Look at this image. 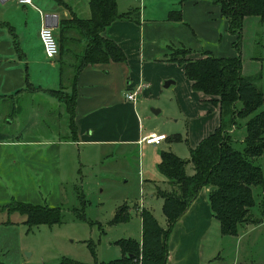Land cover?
<instances>
[{
    "label": "crops",
    "instance_id": "0c3cea01",
    "mask_svg": "<svg viewBox=\"0 0 264 264\" xmlns=\"http://www.w3.org/2000/svg\"><path fill=\"white\" fill-rule=\"evenodd\" d=\"M30 1V5H18L13 0H0V107L6 106L2 105V98L11 97L9 106L17 108V98L27 88L40 93L58 89L62 62L63 83L67 84L71 66L75 64L76 56L80 54L81 45L84 43L83 40L71 41L69 52L63 49L56 58L48 59L39 40V31L45 26V17H57V27L53 32L58 41L61 20H69L73 16L84 20L90 18L89 0ZM147 2L148 5L142 7L137 6L142 0H117L118 14L135 10L134 18L114 21L102 31L101 37L115 43L123 51L126 60L122 63L110 61L106 64L88 65L78 75L74 119L78 142L71 144L111 148L120 145L134 147L145 153L140 160L139 176L142 177V186L147 189L149 201L144 203L145 206H139L142 209L148 207L155 212L156 207L153 208L151 202L155 199L161 200L156 196V188L170 190L168 183L157 171L159 152L167 150L181 159H188L189 149L196 147L202 139L210 135L220 122L218 108L212 106L202 94L192 91L183 67L162 62L169 54L168 47L189 49L194 53L189 56L192 59L201 57V53H210L216 58H231L236 53L231 47L234 38L227 33V22L220 15L217 0ZM172 11L180 12V21L167 19ZM250 21L258 23L259 18L246 17L243 34ZM67 35L68 38L80 39L74 31H69ZM242 74L251 75L246 72L244 62ZM166 89H172L173 99L180 109L182 130L173 134L180 135L182 141L165 143L164 139L158 144H147L145 139L151 135H164L165 138L169 135L146 128L138 107L144 102L159 98ZM132 93L135 94V99L128 101L125 95ZM49 104L62 109L56 100L50 99ZM154 114H159V111ZM35 116L37 114L28 116V123L25 125L28 130L32 128L31 122L36 119ZM54 117L56 121H60L61 113ZM10 122L7 118L6 124L9 125ZM50 130L59 135V126ZM60 132H63V137L67 136V132ZM183 141L187 146L188 156H184L186 158L179 156L174 148ZM60 150L61 146L46 149L15 147L12 150L0 149V154L13 157L8 160L11 168L9 178L14 175L19 180L20 187L36 188L28 169L24 178L20 176V171L13 170L19 167L16 162L25 161L23 156H33L35 158L32 162L40 165L34 167L39 168L38 173H41L37 178V186L48 184L52 188L56 186V182L60 185ZM148 171L151 176L145 178L144 172ZM0 179L7 178L0 176ZM207 192L206 188L202 189L175 224L168 240L166 264H211L213 260L220 258L217 247H203L211 228L218 226L219 229L209 207ZM164 222L166 223L165 219Z\"/></svg>",
    "mask_w": 264,
    "mask_h": 264
},
{
    "label": "rangeland",
    "instance_id": "374dc122",
    "mask_svg": "<svg viewBox=\"0 0 264 264\" xmlns=\"http://www.w3.org/2000/svg\"><path fill=\"white\" fill-rule=\"evenodd\" d=\"M140 5L147 6V0L137 3V6ZM242 62L246 72L261 75L258 87L264 99V24L250 21L245 27ZM171 91L166 89L159 98L138 107L146 128L169 135L165 143L170 142L169 139L175 136L173 133L182 130L183 126L180 109ZM56 97L51 92L40 93L27 88L17 98V108L9 106L8 101L12 100L1 99L2 105L6 106L0 107V149L61 146V150L60 185L56 182L52 188L48 184L37 186V178L41 173H38L39 168L34 167L40 165L32 162L33 156H23L25 161L16 162L19 167L12 168L15 172L20 171L23 178L28 169L36 188L20 187L14 175L9 178L11 168L8 160L13 157L0 154V176L7 178L0 179V208L8 205L13 207L15 202L24 200L58 207L61 214L58 224L30 227L19 214L8 215L6 211H0V264H64L65 260L70 261L67 264L107 263L122 257L117 242L129 239L141 241L139 215L142 208L139 205L145 206L144 203L149 201L147 189L142 186V177L139 176L140 160L145 153L134 147L78 145L71 144L78 142L77 138L75 142L64 140L63 132L60 131L67 132V136L71 134L66 108L63 101ZM50 99L56 100L62 109L52 107ZM154 110L159 111V114L155 115ZM260 111H264V101L257 112ZM60 113V121H56L54 116ZM34 114L40 116H35L36 119L31 122L32 128L28 130L25 127L28 116ZM7 118L11 121L9 125L6 124ZM249 118H237L235 128H229V131L235 129L231 136L237 151L244 148L242 140ZM56 126L60 128L59 135L50 130ZM174 148L179 156H188L184 141L177 143ZM252 161L261 168L264 177V155ZM191 172L189 166L187 173ZM144 176L150 178L151 175L148 171L144 172ZM253 196L255 206L249 210L246 222L240 226L236 236H222L217 223V227L211 228L203 247H217L220 257L211 264H264V190L253 189ZM151 204L153 208L156 207L155 212L145 208L165 229L162 200L155 199ZM115 215L128 218V221L111 225Z\"/></svg>",
    "mask_w": 264,
    "mask_h": 264
},
{
    "label": "trees",
    "instance_id": "16d2710c",
    "mask_svg": "<svg viewBox=\"0 0 264 264\" xmlns=\"http://www.w3.org/2000/svg\"><path fill=\"white\" fill-rule=\"evenodd\" d=\"M220 15L227 22V33L234 38L232 49L235 57L216 58L210 53L194 54L184 47L169 46V54L162 62L183 67L192 91L202 94L219 110V126L196 147L189 149V158L181 159L167 150L159 152L157 171L170 186V190L156 188V196L162 200V213L166 228L162 229L147 209H141V241L131 239L117 242L122 257L107 263L95 264H166L169 236L181 216L187 211L199 192L206 188L209 207L219 224L222 236H236L246 222V216L255 206L253 189L264 190L261 168L252 160L264 155V111L257 112L263 104V93L258 87L261 75L242 74L243 22L246 17L259 18L264 24V0H217ZM90 18L59 22V53L68 51L70 42L83 40L82 50L71 66L67 84L63 83L64 63H60V83L56 90H46L63 101L66 108L70 136L66 141H76L75 85L80 72L88 65L108 62H125L123 51L112 41L101 37L102 31L116 20L134 18L135 10L118 14L117 0H89ZM169 21H180V12L168 14ZM74 31L80 39L68 38ZM70 51V50H69ZM68 51V52H69ZM35 90V89H33ZM71 90V92H68ZM6 98V97H4ZM12 99L11 97L9 98ZM250 117L245 125L244 148L237 151L229 131L236 126V119ZM166 140V139H165ZM181 142L180 135L169 139ZM191 166V174L186 171ZM9 206V205H8ZM2 206L0 211L8 215L17 213L31 226L60 223L61 210L46 204L17 201L13 207ZM128 218L115 215L111 225L125 223ZM70 262L64 261V264Z\"/></svg>",
    "mask_w": 264,
    "mask_h": 264
},
{
    "label": "built area",
    "instance_id": "2783aa9c",
    "mask_svg": "<svg viewBox=\"0 0 264 264\" xmlns=\"http://www.w3.org/2000/svg\"><path fill=\"white\" fill-rule=\"evenodd\" d=\"M18 5H30V0H13ZM39 40L42 45V49L44 52V55L48 59H54L59 54V45L57 42V39L54 35L53 29L43 26L41 27L39 31ZM125 98L128 101H134L135 94H127L125 95ZM165 139L164 135H151L147 139H145V143L147 144H158L160 141H163Z\"/></svg>",
    "mask_w": 264,
    "mask_h": 264
},
{
    "label": "water",
    "instance_id": "95a60500",
    "mask_svg": "<svg viewBox=\"0 0 264 264\" xmlns=\"http://www.w3.org/2000/svg\"><path fill=\"white\" fill-rule=\"evenodd\" d=\"M45 26L55 29L57 27V17L55 16H47L45 17ZM168 83H165V86L167 87ZM158 111H153V113H157Z\"/></svg>",
    "mask_w": 264,
    "mask_h": 264
}]
</instances>
